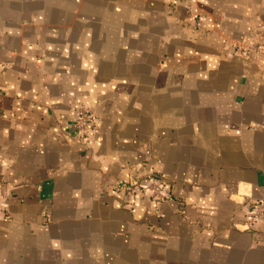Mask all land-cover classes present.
Wrapping results in <instances>:
<instances>
[{"label":"crops","instance_id":"obj_1","mask_svg":"<svg viewBox=\"0 0 264 264\" xmlns=\"http://www.w3.org/2000/svg\"><path fill=\"white\" fill-rule=\"evenodd\" d=\"M259 29L264 0H0V264H264ZM149 174L157 204L112 189Z\"/></svg>","mask_w":264,"mask_h":264},{"label":"built area","instance_id":"obj_2","mask_svg":"<svg viewBox=\"0 0 264 264\" xmlns=\"http://www.w3.org/2000/svg\"><path fill=\"white\" fill-rule=\"evenodd\" d=\"M239 54L245 58L258 56L264 57V29L251 30L243 42H236L231 53ZM97 117L90 107L85 103H79L76 116L73 121V128L77 134V139L86 146H90L93 136L96 133ZM141 179H146V184H142ZM164 178L158 175L149 174L146 177L134 175L128 178H119L112 185V189L117 192L129 191L134 195L147 191L149 198L157 204L164 196L161 186L165 184ZM169 198V197H168ZM7 193L0 188V218H7L5 202ZM243 222L247 228L256 226L264 212L263 200H246L242 204Z\"/></svg>","mask_w":264,"mask_h":264}]
</instances>
